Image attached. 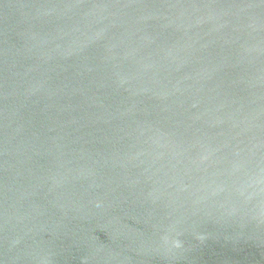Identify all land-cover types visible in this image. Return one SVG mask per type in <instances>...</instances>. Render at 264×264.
Here are the masks:
<instances>
[{
  "label": "water",
  "instance_id": "1",
  "mask_svg": "<svg viewBox=\"0 0 264 264\" xmlns=\"http://www.w3.org/2000/svg\"><path fill=\"white\" fill-rule=\"evenodd\" d=\"M0 264H264V0H0Z\"/></svg>",
  "mask_w": 264,
  "mask_h": 264
}]
</instances>
